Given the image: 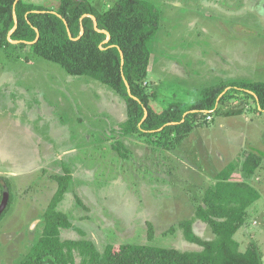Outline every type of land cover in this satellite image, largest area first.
I'll use <instances>...</instances> for the list:
<instances>
[{"label": "rangeland", "instance_id": "rangeland-1", "mask_svg": "<svg viewBox=\"0 0 264 264\" xmlns=\"http://www.w3.org/2000/svg\"><path fill=\"white\" fill-rule=\"evenodd\" d=\"M23 1L55 9L60 4ZM89 1L103 13L118 0ZM146 1L160 15L143 82L155 108L179 102L188 109L205 87L222 81H264V0ZM12 43L0 46V177L9 179L12 199L0 220V264H20L41 236L60 164L61 174L67 168L72 176L58 209L85 232L63 229L62 239L89 238L100 251L109 243L201 249L185 239L180 224L193 217L203 188L227 163L221 156L238 157L233 178L246 180L242 161L257 152L241 150L242 140H258L264 150V112L254 98L230 91L210 120L208 114L200 119L182 151L168 150L121 134L127 105L111 88L70 75L29 46ZM118 141L127 147V158L120 155ZM258 173L264 182V172ZM194 230L214 238L201 220ZM235 238L241 250L256 244L264 262V208L248 209ZM76 260H82L78 252Z\"/></svg>", "mask_w": 264, "mask_h": 264}, {"label": "trees", "instance_id": "trees-1", "mask_svg": "<svg viewBox=\"0 0 264 264\" xmlns=\"http://www.w3.org/2000/svg\"><path fill=\"white\" fill-rule=\"evenodd\" d=\"M159 24L158 10L146 0H118L103 13L89 0H60L56 9L23 0H0V46L8 48L12 40L18 41L17 44L29 46L37 56L58 63L68 74L88 76L111 88L127 105V119L121 125L125 137L144 138L158 147L174 150L204 115L212 116L218 111V105L230 91L249 94L257 110L264 112L261 80L222 81L205 87L200 99L188 109L182 103L172 102L157 110L143 82L151 63L150 41ZM117 147L120 155L127 158L124 142L118 141ZM260 161L255 153L245 156L241 171L246 178L255 175ZM237 170L234 163L222 169L203 188L201 199L194 203L193 217L180 224L185 239L201 249L182 251L150 243H109L100 251L89 238H61L63 229L85 235L58 209L72 176L65 168L64 174L54 176L58 188L44 212L43 232L20 264H264L256 244L241 250L235 238L247 221L248 209L261 197L253 184L233 178ZM1 178L0 186L11 191L9 179ZM11 202L10 196L0 220ZM196 220L208 224L214 238L204 239L197 234ZM148 230V238L153 240L151 222ZM76 252L82 257L80 263Z\"/></svg>", "mask_w": 264, "mask_h": 264}, {"label": "crops", "instance_id": "crops-1", "mask_svg": "<svg viewBox=\"0 0 264 264\" xmlns=\"http://www.w3.org/2000/svg\"><path fill=\"white\" fill-rule=\"evenodd\" d=\"M59 5V4H58ZM45 103V102H44ZM221 106V105H220ZM36 108H38V107H36ZM157 109V108H156ZM164 109V108H163ZM157 110H160V109H157ZM162 110V109H161ZM224 111L225 112H227V110H226V107L224 106ZM246 111H239V114L240 113H245ZM237 114V113H236ZM239 116H241V115H239ZM249 120V118H246V121L247 122H250V121H248ZM253 120H254V118H253ZM255 121V120H254ZM224 124H226V123H224ZM246 124H248V123H246ZM221 126H223V124H221ZM70 139H71V137H70ZM256 142V143H253V142ZM258 141V140H257ZM257 141H254V140H250L248 137H247V139L244 141V140H242V142H241V146H240V149L241 150H245V149H250V150H253V151H255V152H257V154L259 155V157L261 158V164H260V166L258 167V169H260L261 170V172H264V150L262 149V148H260V144H258L259 143V141L257 142ZM184 142H185V139H184V141L176 148L177 150H181L182 151V146H184L183 144H184ZM175 149V150H176ZM222 157V161L223 162H227L216 174H215V176L222 170V169H224L228 164H230V163H234V164H237L236 162V160L238 159V157H237V159L235 158H232V157H224V156H221ZM62 157H60V161H62V159H61ZM242 159V158H241ZM240 159V160H241ZM56 164V160H54L52 163L50 162V164ZM61 166V168H63V166L60 164V165H57V167H56V169H55V174L56 175H62L61 174V172H62V170L61 169H59V167ZM258 169H257V171H256V173H255V175H257L256 177H255V175L253 176V177H248V178H246L245 177V179L248 181V182H250L251 184H253L258 190H259V192H260V194H261V197L259 198V200L258 201H256L250 208H252L253 206H254V208H256L257 210L258 209H263L264 208V190H261V189H264V182H261L262 180H261V178H260V174L258 173ZM240 172V171H239ZM235 174V173H234ZM4 176H6V175H4ZM215 176H214V178H215ZM7 177H9V175H7ZM249 179H250V181H249ZM256 181H258L259 182V185H261V189L258 187V186H256ZM55 184V183H54ZM258 184V183H257ZM57 186V185H56ZM212 235H214L213 233H212ZM215 236V235H214ZM69 239H74V238H69ZM210 239V238H209ZM212 239V238H211Z\"/></svg>", "mask_w": 264, "mask_h": 264}, {"label": "water", "instance_id": "water-1", "mask_svg": "<svg viewBox=\"0 0 264 264\" xmlns=\"http://www.w3.org/2000/svg\"><path fill=\"white\" fill-rule=\"evenodd\" d=\"M82 33H83V31H82ZM108 39H109V37H108ZM12 42L18 43V41H14V40H12ZM0 182H3V179L1 177H0ZM9 199H10V190L8 187L4 186L2 201L0 203V216L2 215L4 210L6 209L8 203H9Z\"/></svg>", "mask_w": 264, "mask_h": 264}, {"label": "built area", "instance_id": "built-area-1", "mask_svg": "<svg viewBox=\"0 0 264 264\" xmlns=\"http://www.w3.org/2000/svg\"><path fill=\"white\" fill-rule=\"evenodd\" d=\"M211 118H212V116L211 115H208V118L207 119L210 120Z\"/></svg>", "mask_w": 264, "mask_h": 264}]
</instances>
